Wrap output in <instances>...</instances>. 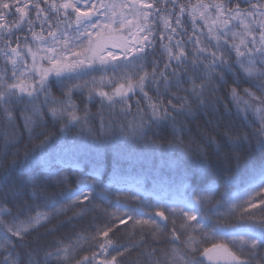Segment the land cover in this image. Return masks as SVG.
Returning a JSON list of instances; mask_svg holds the SVG:
<instances>
[{
	"label": "snow or ice",
	"instance_id": "6c2138e0",
	"mask_svg": "<svg viewBox=\"0 0 264 264\" xmlns=\"http://www.w3.org/2000/svg\"><path fill=\"white\" fill-rule=\"evenodd\" d=\"M30 12L34 15L30 16ZM13 16L16 19L10 22L9 17ZM37 27L39 31L35 30ZM157 27L161 29L159 32ZM70 29L74 35H70ZM25 30L31 43L27 36L18 35ZM157 38L161 41L164 57L162 66L155 59L150 65L148 63L149 50L155 49ZM70 56L76 59L71 60ZM0 62V139L4 141L0 166L9 154L17 155L22 146L25 166L40 167L50 175L58 174L54 165L70 149L54 139L48 129L49 121L53 124L65 122L60 133L68 126L88 123L89 109L85 105L84 114H79L72 100L74 91L86 90L89 103L99 98L102 107L120 105L122 113L133 115L127 135L135 139L144 138L153 125L171 122L175 126L178 118H192L194 113L206 109L216 113V106L222 101L215 93L228 84L226 75L232 77L233 86L228 96L237 115L242 114L245 121L248 115L254 117V122L260 126L255 135L264 149V0H196L195 3H181L180 0H87L86 3L82 0H60L59 3L57 0H0ZM93 64L111 65L113 77L70 86L66 83L78 79L79 70ZM242 84H249L251 88H241ZM53 85L60 88V97L53 94ZM105 85L110 90H105ZM137 94L140 98L135 100L133 114L131 101ZM225 112H230L226 105ZM215 123L219 127L218 121ZM101 127H104L103 120ZM21 128L27 134V143L19 132ZM110 131V127L105 129V134ZM220 135L229 143L237 142L231 126H225ZM207 143L215 144L216 140L208 135ZM172 147L170 144L169 148ZM175 147L179 148V144ZM15 166L13 160L9 168ZM96 174L97 170L90 173ZM249 175L258 177V186L264 189V162L251 168ZM205 191L207 194L202 193L195 200H184L178 207H172L174 202L164 204L157 199L156 211L147 219L144 218L147 214L139 208L123 214L105 210L114 222L97 233V237L104 238L98 247L100 255H107L109 248L116 255L101 264H118V257L131 258L129 264H201L198 256L208 260L222 259L226 264H264V255H261L264 218L256 220L248 212L249 208L256 207L252 198L238 203L241 198L229 194L226 200L214 204L212 190ZM36 195L34 192L31 198L35 199ZM137 196L134 192L131 198ZM97 200L104 201L106 197L95 192L88 180L82 179L75 189L63 194L61 201L52 200L45 205L51 211L38 210L35 215H26L32 205L21 200L14 204L18 213L13 216L11 209L0 205V264H21L17 248L29 247L32 242L28 237L70 210L76 216L95 210ZM64 201L68 202L67 206ZM261 202L264 203V198ZM162 205L167 207L168 215L160 210ZM116 207L127 208V205L117 204ZM221 208L227 211L221 212ZM237 213H241V220L247 214L250 222L235 226L222 222ZM25 215L26 218L21 219ZM5 216L12 217L11 222L6 223ZM128 221H132L133 229L139 228L142 235L150 236L153 243L163 238L168 246L146 247L147 241L143 239L126 246H114L109 233ZM54 231V228L49 229V233ZM201 237L226 239L236 251L226 243H213L211 248H203ZM82 239L85 238L79 236L75 242L56 241L57 246L44 250L40 258L35 255L41 251L37 243L36 248L26 253V264H72L73 260L75 264H92L95 254L91 258H75Z\"/></svg>",
	"mask_w": 264,
	"mask_h": 264
},
{
	"label": "trees",
	"instance_id": "16d2710c",
	"mask_svg": "<svg viewBox=\"0 0 264 264\" xmlns=\"http://www.w3.org/2000/svg\"><path fill=\"white\" fill-rule=\"evenodd\" d=\"M57 2L59 3L60 0ZM86 2L87 0H82V3ZM180 2L195 3L196 0H180ZM42 6L46 8L45 5ZM31 15L34 14L30 12ZM14 19L16 17H9L10 22ZM184 20L185 26L188 27L187 16ZM35 30L39 31V27ZM160 30L157 27V31ZM69 32L70 35H74L73 30L70 29ZM18 35L27 36L31 43V37L27 30L18 33ZM13 41L14 47L15 37H13ZM20 43L23 45L22 39ZM155 44V49L149 50L148 63L150 65L151 61L155 59L160 61L162 66L164 57L160 47L161 41L157 38ZM188 47L190 49L191 45ZM70 59L74 60V58ZM149 70L151 69L149 68ZM79 71L81 74L78 79L66 82L69 86L72 83L91 82L93 79L99 81L101 77L112 78L114 75L111 65L93 64L91 67H85ZM189 73L191 74L190 67ZM73 75L76 74L73 73ZM226 79L228 84L221 86L220 90L215 93L216 96L221 97L222 101L217 104L218 111L216 113L206 109L194 113L192 118H178L175 126L171 122L165 125H153L151 130L146 131L144 138L137 137L135 139L127 135L128 125L133 120V115L122 113L120 105H116L114 108H109L107 105L102 107L99 98L89 103L86 90L84 92L74 91L72 100L80 110L79 114H84L85 105L89 109L88 123L83 126H68L63 133H60L59 129L65 122L53 124L49 121L48 129L54 139L70 149L54 165V170L58 174L50 175L40 167L25 166V149L21 146L17 155L9 154L3 165L0 166V205L11 209L13 216L18 213L14 204L21 200L32 205L30 210H26V215H35L38 210L51 211L45 205L52 200L61 201L63 194L69 189H75L82 179L93 184L95 192L102 193L106 200L95 201L98 207L82 216H76L70 210L66 214L52 219L47 226L40 227L37 232L28 237V240L32 242L29 247L17 248V252L21 256V264H26L28 260L26 253L36 248L37 243L41 251L35 255L40 258L43 256L44 250L54 249L57 246L56 241L75 242L79 236H83L85 239L80 241L81 246L74 253L76 260L82 256L91 258L95 254L96 259L92 264H101L105 259L116 255L112 248H109L107 255H100L101 250L98 247V243L104 238L97 237V233L114 222L111 216L105 214V210L108 213L123 214L134 208H139L147 214L144 217L147 219L156 211L157 199L163 201L164 204L175 198L195 200L202 193L207 194L205 190L209 188L212 190L214 204L226 200L229 194H237L241 198L238 203L247 201L251 197L256 207L249 208L248 212L256 220L264 218V203L261 202L264 198V189L258 186V177L253 178L249 175L251 168L258 167L264 162V149L259 146V138L255 135L260 126L254 122L252 115H248L247 121L243 119L242 114L237 115L235 105L228 96V91L233 86L231 75H226ZM185 86L187 87V85ZM241 88H251V85L242 84ZM105 90H110L107 85H105ZM252 91H256L257 95H260L255 88H252ZM52 92L57 97L61 96V90L56 85H53ZM241 96H243V92H241ZM139 98V94H137L131 101L133 114L136 112L135 100ZM42 99L43 97H41V101ZM41 101H37V103ZM225 105L230 112H225ZM143 106L144 101L141 100V107ZM145 111L147 110L145 109ZM102 120L103 129L101 127ZM209 121H214V123L209 124ZM216 121H218L219 127H217ZM225 126H231L234 129L236 143H229L220 135ZM109 127L111 131L106 135L105 129ZM121 128H123V133ZM19 132L23 133L25 143H27V134L23 132L22 128ZM245 134L246 139L244 138ZM208 135L214 137L215 144L207 143ZM3 144L4 141L0 139V157L3 156ZM170 144L174 147L169 148ZM177 144H179V148L175 147ZM181 149L184 150L183 153ZM13 160L16 161V166L9 168ZM94 170H97V174L90 175ZM5 172H7L6 177ZM65 177L66 180H64ZM34 192L37 195L35 199H32ZM134 192L138 193V196L132 199ZM63 204L67 206L68 202L64 201ZM117 204L127 205V208H117ZM59 206L60 204H58ZM160 210L165 211V214L168 215L167 207L162 205ZM220 211L226 212L227 209L221 208ZM26 215L21 216V219L26 218ZM11 219L12 217L9 216L4 217L6 223L11 222ZM170 221L169 229L172 227ZM222 222L235 226L250 221L247 214H244V219L241 220V213H237L227 216ZM176 224L177 226L180 224L178 217ZM131 225L132 221H128L127 224L113 228V231L109 233V238L113 241L114 246L130 245L140 242L142 239L147 241L146 247L149 245L152 247L168 246L163 243V238L160 242L153 243L150 236L146 233L142 235L139 228L133 229ZM52 228L55 231L49 233V229ZM93 237H97V239H93ZM201 240L203 248H211L213 243H226L230 249L236 251V247L226 239L213 240L201 237ZM261 255H264V250H261ZM130 259L117 258L118 264H121V261L122 264H129ZM198 260L201 261V264H215L207 257L198 256ZM72 264H75V260L72 261Z\"/></svg>",
	"mask_w": 264,
	"mask_h": 264
},
{
	"label": "rangeland",
	"instance_id": "374dc122",
	"mask_svg": "<svg viewBox=\"0 0 264 264\" xmlns=\"http://www.w3.org/2000/svg\"><path fill=\"white\" fill-rule=\"evenodd\" d=\"M70 58L76 59L75 57H71V56H70ZM130 188H132V186H130ZM138 192H141V191L138 190ZM160 196L165 197L163 195H160ZM184 200H185L184 198L183 199L175 198V199L172 200L174 202V203H172V206L173 207L182 206L181 202L184 201Z\"/></svg>",
	"mask_w": 264,
	"mask_h": 264
},
{
	"label": "bare ground",
	"instance_id": "6f19581e",
	"mask_svg": "<svg viewBox=\"0 0 264 264\" xmlns=\"http://www.w3.org/2000/svg\"><path fill=\"white\" fill-rule=\"evenodd\" d=\"M219 261H222V259L220 260H212L213 263L217 264Z\"/></svg>",
	"mask_w": 264,
	"mask_h": 264
}]
</instances>
